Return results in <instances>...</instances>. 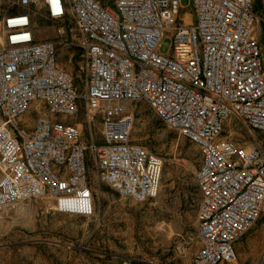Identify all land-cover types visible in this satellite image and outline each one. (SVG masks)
Masks as SVG:
<instances>
[{
  "label": "built area",
  "instance_id": "2783aa9c",
  "mask_svg": "<svg viewBox=\"0 0 264 264\" xmlns=\"http://www.w3.org/2000/svg\"><path fill=\"white\" fill-rule=\"evenodd\" d=\"M16 3L21 10L9 11L0 0V216L45 198L59 213L94 216L92 180L136 202L155 199L163 158L132 138L133 104L143 102L200 150L192 263L236 262L235 243L264 212L255 137L264 133V0H190L189 22L180 0ZM37 15L54 38H36ZM59 48L79 56L82 78L60 65ZM229 119L246 139L225 134Z\"/></svg>",
  "mask_w": 264,
  "mask_h": 264
},
{
  "label": "rangeland",
  "instance_id": "374dc122",
  "mask_svg": "<svg viewBox=\"0 0 264 264\" xmlns=\"http://www.w3.org/2000/svg\"><path fill=\"white\" fill-rule=\"evenodd\" d=\"M180 1L188 11L186 21H192L190 0ZM2 2L9 11L21 10L16 0ZM35 22L36 38H54L49 20L37 15ZM256 31L264 36L263 26ZM170 46L171 37L166 34L160 51L166 53ZM71 51L59 48L58 61L82 78L81 59L75 54L69 60ZM80 78L77 85L81 87ZM133 109L132 138L163 158L157 197L136 202L92 180L97 213L88 218L59 213L48 198L8 207L0 216V264H113L127 259L139 264H193L199 247L195 172L201 164L200 150L167 128L143 102L134 103ZM224 129L235 139L248 137L234 119L227 120ZM255 137L264 145V133ZM263 244L264 212L235 243L237 261L229 264H257Z\"/></svg>",
  "mask_w": 264,
  "mask_h": 264
}]
</instances>
